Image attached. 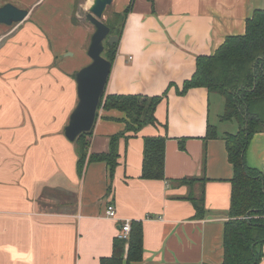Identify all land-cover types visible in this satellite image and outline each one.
<instances>
[{"label":"crops","instance_id":"1","mask_svg":"<svg viewBox=\"0 0 264 264\" xmlns=\"http://www.w3.org/2000/svg\"><path fill=\"white\" fill-rule=\"evenodd\" d=\"M21 1L32 5L27 17L0 23V264H101L127 219L142 226L143 256L128 263L127 243L123 264H222L234 176L224 136L232 132L213 115H222L225 98L206 87L180 91L198 57L244 34L264 0H113L118 12L132 9L106 92L161 96L158 123L125 131V112L101 108L82 172L65 135L78 103L74 74L91 61L81 33L76 42L63 30L74 25L77 0H51L45 10L47 0ZM81 57L79 67L73 60ZM209 126L215 137H206ZM120 133L111 176L106 161L88 157L108 153ZM148 136L166 137L163 179L142 177ZM245 159L264 175V132L251 137ZM202 193L198 218L192 198ZM108 204L116 218L106 215ZM262 252L258 264L264 244Z\"/></svg>","mask_w":264,"mask_h":264},{"label":"trees","instance_id":"2","mask_svg":"<svg viewBox=\"0 0 264 264\" xmlns=\"http://www.w3.org/2000/svg\"><path fill=\"white\" fill-rule=\"evenodd\" d=\"M132 9L127 7L122 15L121 30L107 24L111 34L121 37L125 18ZM119 41L105 47V57L113 63ZM206 87L210 93L225 98L224 120H236L239 130L224 136L229 161L234 166L232 178V200L230 218L225 224L224 261L222 264H258L263 257L264 244V175L249 167L245 154L251 137L264 132V9H256L246 21L242 35L228 36L212 55H201L197 59L193 77L185 82L180 92L192 87ZM161 96L143 94H111L105 91L99 109L116 108L127 115L125 131H135L147 125H156V108ZM124 131V132H125ZM215 127L209 126L206 137L216 136ZM90 132L82 133L76 142L80 172L85 166ZM124 133L111 138L108 153H94L89 162L104 160L109 165L110 175L120 157L117 141ZM166 137L148 136L144 141L142 177L165 178ZM197 210L196 217L206 213L204 193L192 198ZM127 262L138 261L143 256V230L141 225L132 224L130 238L126 241L116 237L114 251L104 257L101 264H123L126 244Z\"/></svg>","mask_w":264,"mask_h":264},{"label":"water","instance_id":"3","mask_svg":"<svg viewBox=\"0 0 264 264\" xmlns=\"http://www.w3.org/2000/svg\"><path fill=\"white\" fill-rule=\"evenodd\" d=\"M112 2L113 0H93L86 15L94 25L95 31L87 51L91 61L74 74L78 103L65 127V135L72 142H75L82 133L90 132L94 128L99 104L112 71V61L104 56L105 41L114 45L119 38L111 34L110 27L102 20ZM28 13L27 9L6 3L0 7V23L12 25L21 22Z\"/></svg>","mask_w":264,"mask_h":264},{"label":"rangeland","instance_id":"4","mask_svg":"<svg viewBox=\"0 0 264 264\" xmlns=\"http://www.w3.org/2000/svg\"><path fill=\"white\" fill-rule=\"evenodd\" d=\"M4 1H10V0H4ZM89 1L90 0H77L76 6L73 10V16H72V24H74V25L65 24V26L63 28L65 33L68 36H70V38H72L76 42L77 41L79 42V40L81 39V36H79V34L81 33L83 41L85 42L82 47L86 48L87 50L89 48L92 35L95 31L94 25L86 17V15L89 11L90 5H91V4H89ZM13 2L19 4L21 7H23V9L26 8V9L32 10V7H30L31 4L29 5L25 2H22L21 0H11L10 1V3L14 4ZM50 2H51V0H49V1L47 0L45 5L41 6V9L43 8L45 10V8L50 7V4H49ZM102 20L106 24L115 25L116 26L115 29L121 30L123 18H122V15L116 10V5L114 2H112V4H110L107 7V10H106ZM74 26H76L77 28ZM107 46H108V41L106 40L105 41V47L107 48ZM74 50L76 51V49L71 48L70 51H68L66 53L71 56V54H74ZM104 55H105V52H104ZM72 58H74V57H72ZM86 59H87V57H86ZM86 59L81 57L79 59L73 60V62L75 63V65L82 67L81 65L83 64V62ZM221 112L222 111H220L218 113V115L215 113L213 115V120L216 122V124H221V118L224 114V111H223L222 115L220 116ZM68 122H69V120H68ZM223 128L229 132L236 133L237 130H239V124L236 120H224Z\"/></svg>","mask_w":264,"mask_h":264},{"label":"built area","instance_id":"5","mask_svg":"<svg viewBox=\"0 0 264 264\" xmlns=\"http://www.w3.org/2000/svg\"><path fill=\"white\" fill-rule=\"evenodd\" d=\"M106 215L110 218L117 217V209L114 204L107 205ZM131 229H132V221L129 219L123 221L120 225L117 238L127 241L130 238Z\"/></svg>","mask_w":264,"mask_h":264},{"label":"bare ground","instance_id":"6","mask_svg":"<svg viewBox=\"0 0 264 264\" xmlns=\"http://www.w3.org/2000/svg\"><path fill=\"white\" fill-rule=\"evenodd\" d=\"M92 2H93V0H90V1H89V4H91Z\"/></svg>","mask_w":264,"mask_h":264}]
</instances>
